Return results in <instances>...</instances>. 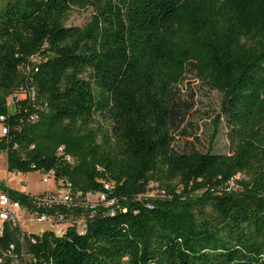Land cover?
Here are the masks:
<instances>
[{
  "label": "trees",
  "instance_id": "trees-1",
  "mask_svg": "<svg viewBox=\"0 0 264 264\" xmlns=\"http://www.w3.org/2000/svg\"><path fill=\"white\" fill-rule=\"evenodd\" d=\"M191 69L224 95L231 153L172 147ZM0 115L9 172L54 170L114 201L78 209L84 232H30L26 255L6 223L0 264H264V0H0Z\"/></svg>",
  "mask_w": 264,
  "mask_h": 264
},
{
  "label": "rangeland",
  "instance_id": "rangeland-1",
  "mask_svg": "<svg viewBox=\"0 0 264 264\" xmlns=\"http://www.w3.org/2000/svg\"><path fill=\"white\" fill-rule=\"evenodd\" d=\"M93 11L89 9H73L70 13L68 25H85L91 18ZM224 95L217 89L199 78L191 69L182 82L173 90V104L175 115L172 120V147L176 152L213 151L217 153H231L234 145L229 139L226 115L223 111ZM4 153H0V180L12 188L25 193H37L47 187L42 179L44 173L40 170L23 172H9ZM238 174L236 179L243 178ZM164 194L162 190L152 185L148 197L158 199ZM99 193L88 194L86 200H81L86 207L100 203ZM86 209V208H85ZM88 209V208H87ZM84 214H81L83 217ZM28 215L23 217L22 227L31 233H41L51 227L46 222L32 221ZM1 224V223H0ZM81 230L82 226H78Z\"/></svg>",
  "mask_w": 264,
  "mask_h": 264
},
{
  "label": "built area",
  "instance_id": "built-area-1",
  "mask_svg": "<svg viewBox=\"0 0 264 264\" xmlns=\"http://www.w3.org/2000/svg\"><path fill=\"white\" fill-rule=\"evenodd\" d=\"M28 95L33 96L34 90L30 89ZM26 96L27 95L25 93H12L7 99L8 105H12L17 99ZM4 121L5 117L3 115H0V136H4L8 132V128L4 124ZM57 153L63 158L64 161H67L68 163L74 162L73 157L65 152L64 146H60ZM5 156L7 158V154H5ZM42 172L44 173V178L42 179V181L47 184V187L40 193H28L32 196L34 204L40 209L42 208L52 210L54 208L56 209L63 207L67 210H70L72 212L71 218L75 219H67L66 214L58 210H56L55 212H39V210L33 211L28 207L23 206L19 200L15 199L12 196V194L10 193L11 188L8 186V184L4 185V183L0 180V235L3 233L6 223H9L12 227H19L21 229V241L23 248L22 255H26L27 246L25 239L30 234L29 231L25 230L22 227L21 219H23V217H25L26 215H28L29 220L48 223L51 227H53L51 229H53L57 234L65 233L70 225H76L77 229L78 226L81 225L82 229H78V231L84 232L87 227V217H81L78 209H94L101 204L110 206L114 202L108 200L105 193L99 192V196L101 199L100 203L86 207V205H84L81 200H86L88 194L92 193L83 194L80 191L74 190L71 183H69L68 181L63 179L57 181L55 178L54 170ZM152 185L155 184L152 183L151 186ZM106 187L109 188V185L107 184ZM148 194L149 191L146 193V195L148 196ZM91 216H93V212ZM11 248H13V246H11ZM7 253H11V251H8ZM2 261L3 256H0V263H2ZM13 261L18 262V259L14 258Z\"/></svg>",
  "mask_w": 264,
  "mask_h": 264
},
{
  "label": "crops",
  "instance_id": "crops-1",
  "mask_svg": "<svg viewBox=\"0 0 264 264\" xmlns=\"http://www.w3.org/2000/svg\"><path fill=\"white\" fill-rule=\"evenodd\" d=\"M7 177H10V175H9V172H7ZM8 184V186L11 188V189H14V188H12L11 187V185L9 184V183H7ZM16 190V189H15ZM42 191H44V190H42ZM42 191H40V192H42ZM40 192H37V193H40ZM29 193V192H28ZM32 194V193H31ZM33 194H36V193H33Z\"/></svg>",
  "mask_w": 264,
  "mask_h": 264
}]
</instances>
